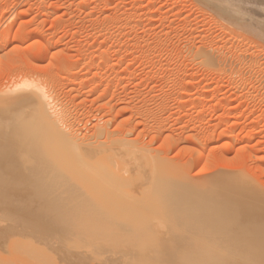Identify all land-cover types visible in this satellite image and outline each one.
<instances>
[{
  "label": "rangeland",
  "instance_id": "1",
  "mask_svg": "<svg viewBox=\"0 0 264 264\" xmlns=\"http://www.w3.org/2000/svg\"><path fill=\"white\" fill-rule=\"evenodd\" d=\"M217 2L0 0V90L29 74L80 136L106 128L189 182L230 176L264 192V18L257 0L230 1L247 20ZM15 235L0 240V264H81L63 253L29 256Z\"/></svg>",
  "mask_w": 264,
  "mask_h": 264
},
{
  "label": "bare ground",
  "instance_id": "2",
  "mask_svg": "<svg viewBox=\"0 0 264 264\" xmlns=\"http://www.w3.org/2000/svg\"><path fill=\"white\" fill-rule=\"evenodd\" d=\"M230 1L217 3L247 20ZM47 86L27 74L0 90V240L19 234L16 245L28 241L25 254L41 261L63 253L81 264H264L260 188L230 176L189 182L106 128L80 136Z\"/></svg>",
  "mask_w": 264,
  "mask_h": 264
}]
</instances>
